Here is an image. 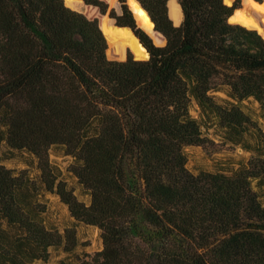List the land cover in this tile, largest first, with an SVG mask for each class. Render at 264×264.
<instances>
[{
	"label": "trees",
	"instance_id": "1",
	"mask_svg": "<svg viewBox=\"0 0 264 264\" xmlns=\"http://www.w3.org/2000/svg\"><path fill=\"white\" fill-rule=\"evenodd\" d=\"M120 1L109 15L149 59H110L98 19L64 0H0V264L74 253L75 228L46 225L45 193L100 230L103 248L76 264H264V131L217 97L264 108V37L229 21L240 0H179V25L170 0H139L166 38L153 30L157 46ZM214 125L252 155L230 174L194 173L185 151ZM53 146L72 157L87 202L51 162ZM4 147L34 157L35 171L7 168Z\"/></svg>",
	"mask_w": 264,
	"mask_h": 264
},
{
	"label": "rangeland",
	"instance_id": "2",
	"mask_svg": "<svg viewBox=\"0 0 264 264\" xmlns=\"http://www.w3.org/2000/svg\"><path fill=\"white\" fill-rule=\"evenodd\" d=\"M108 3V12L104 15L93 6L83 5L82 10L91 19H98L100 24L103 22V17H110L111 9H114L118 15L123 13V3L120 0H115L111 3L110 0H105ZM179 3V0H177ZM235 0H233L234 2ZM232 2V3H233ZM127 5L131 7L136 18L137 25L146 31L153 39L157 46H164L166 43L163 37L156 35L153 32V26L149 21L148 16L139 8V4L134 0H126ZM231 4V3H229ZM262 6V7H261ZM240 9L235 15V21L245 26L254 27L258 29V22L264 23V4L260 5L254 0H240ZM77 10V9H76ZM249 11V12H248ZM112 22H116L111 18ZM179 25V23H175ZM130 32V31H129ZM264 36V35H263ZM131 49H127L124 56L119 55L112 46L109 47L108 56L110 59L123 61L127 59L128 55H135ZM136 59V58H135ZM218 100L221 103L230 102L237 105L245 114H247L253 121L257 122L259 127L264 131V108L254 101L247 99L241 102L229 99L223 93H217ZM192 115L198 119H203L204 116L195 105L191 111ZM206 143L202 146H193L186 149L188 168L194 173L213 172L230 174L235 171L241 164H245L251 157V152L247 151L243 143H235L234 138H231L227 132L217 126L203 128ZM249 143H252L254 138L250 135L246 137ZM50 160L53 164L58 166L62 172V177L67 183L74 188L75 194L81 201H88V198L83 195L82 189L77 185L76 178L68 171L72 163V157L63 153L58 146H53L50 149ZM3 164L16 172L23 169L35 171L36 160L27 152H12L9 153L6 147L3 148ZM48 205V212L45 217L46 225L49 228H56L63 232L67 228H75L78 238V246L73 254L64 252L62 249L52 250L50 259L47 262L37 261L34 264H63L65 261L69 263H77V258L94 255L103 248V240L100 230L97 227L86 225L77 222L68 210V207L61 202L57 195L45 193L42 197Z\"/></svg>",
	"mask_w": 264,
	"mask_h": 264
},
{
	"label": "bare ground",
	"instance_id": "3",
	"mask_svg": "<svg viewBox=\"0 0 264 264\" xmlns=\"http://www.w3.org/2000/svg\"><path fill=\"white\" fill-rule=\"evenodd\" d=\"M73 9L82 10L83 2L81 0H66ZM228 3V2H227ZM229 4V3H228ZM170 16L175 23L182 21V9L177 0L169 1ZM112 21L106 16L103 17L101 28L104 34L108 35L111 42L114 44L115 51L124 56L127 49H131L136 58H140L144 54L136 38L127 29H117L112 26ZM130 50V51H131Z\"/></svg>",
	"mask_w": 264,
	"mask_h": 264
},
{
	"label": "water",
	"instance_id": "4",
	"mask_svg": "<svg viewBox=\"0 0 264 264\" xmlns=\"http://www.w3.org/2000/svg\"><path fill=\"white\" fill-rule=\"evenodd\" d=\"M65 1V4L68 6V7H70V8H72L71 6H69V4H68V2L66 1V0H64ZM82 2H83V4L86 6L87 4L85 3V1L84 0H81ZM135 2H137L139 5H140V7L147 13V15H148V17H149V21H150V23L152 24V26H153V30L154 31H156V32H158L156 29H155V24L153 23V21H152V19H151V17L149 16V14H148V12L143 8V6L141 5V3H140V1L139 0H134ZM226 1V3L228 2V3H231L232 4V2H233V0H225ZM256 3H258V4H260V5H263L264 4V1L263 2H258V1H256V0H254ZM110 2L111 3H114L115 2V0H110ZM230 4V5H231ZM180 5V4H179ZM87 6H90V5H87ZM94 7V6H93ZM95 8H97V7H95ZM73 9V8H72ZM98 9V8H97ZM240 9H242V8H238V9H236L235 11H234V13L231 15V17L229 18V21L231 22V23H239V22H236L235 21V15H236V13L240 10ZM74 10H76V9H74ZM99 10V9H98ZM78 11V10H77ZM100 11V10H99ZM133 12V11H132ZM249 12V11H248ZM101 13V12H100ZM102 14V13H101ZM104 15V14H103ZM110 20H111V17H108ZM112 21V20H111ZM113 24H112V26L114 27V28H117V29H127L128 31H130V33L136 38V40H137V42H138V44H139V46L142 48V49H144V54L140 57V58H136V56H135V58L136 59H138V60H144V59H149V57H150V54H149V52L147 51V49L143 46V44L141 43V41H140V39L138 38V36L136 35V33H135V31L132 29V28H129V27H120V26H118L117 24H116V22H112ZM181 23V22H180ZM179 23V24H180ZM239 24H241V23H239ZM99 25H100V22H99ZM243 25V24H242ZM245 26V25H244ZM246 27H249V26H246ZM100 28H101V26H100ZM249 28H253V29H256V30H258L259 31V33L263 36L264 35V23L263 22H261V21H259L258 22V29L257 28H254V27H249ZM102 29V28H101ZM103 31V30H102ZM104 33V32H103ZM159 34H161L160 32H158ZM105 35V37H106V39H107V42H108V46L110 47V46H114V44L111 42V39H110V37L108 36V35H106V34H104ZM162 35V34H161ZM163 36V35H162ZM164 37V36H163ZM264 37V36H263ZM165 38V37H164ZM165 40H166V38H165ZM165 45V44H164ZM113 49L115 50V47H113ZM108 50H109V48H108ZM108 52V51H107ZM135 55V54H134Z\"/></svg>",
	"mask_w": 264,
	"mask_h": 264
}]
</instances>
